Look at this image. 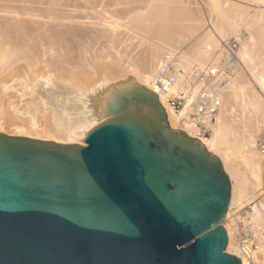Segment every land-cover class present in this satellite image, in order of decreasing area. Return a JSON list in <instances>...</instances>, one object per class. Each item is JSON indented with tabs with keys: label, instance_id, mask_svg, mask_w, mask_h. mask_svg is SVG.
Returning <instances> with one entry per match:
<instances>
[{
	"label": "water",
	"instance_id": "obj_1",
	"mask_svg": "<svg viewBox=\"0 0 264 264\" xmlns=\"http://www.w3.org/2000/svg\"><path fill=\"white\" fill-rule=\"evenodd\" d=\"M99 111L83 146L0 133V264H241L219 159L132 79Z\"/></svg>",
	"mask_w": 264,
	"mask_h": 264
},
{
	"label": "bare ground",
	"instance_id": "obj_2",
	"mask_svg": "<svg viewBox=\"0 0 264 264\" xmlns=\"http://www.w3.org/2000/svg\"><path fill=\"white\" fill-rule=\"evenodd\" d=\"M8 1L0 4V133L9 136L83 146L102 122L99 96L109 86L132 79L152 92L165 55L178 51L184 68L203 66L220 60L222 42L238 41L241 66L223 92L209 138L183 130L185 111L158 102L171 130L197 139L228 176L226 251L231 211L245 204L244 223L258 237L264 264V173L254 148L264 126V0H113L114 10L87 22L68 10L67 0H47L42 12L36 0Z\"/></svg>",
	"mask_w": 264,
	"mask_h": 264
},
{
	"label": "built area",
	"instance_id": "obj_3",
	"mask_svg": "<svg viewBox=\"0 0 264 264\" xmlns=\"http://www.w3.org/2000/svg\"><path fill=\"white\" fill-rule=\"evenodd\" d=\"M238 51V41L231 39L221 43L219 61L186 68L180 64L178 51L164 56L149 86L158 101H162L169 110L177 114L185 111L180 119L183 130L196 132L202 139L210 137L215 118L222 108L223 92L241 66ZM175 86L178 88L173 92ZM254 145L264 173V126ZM262 193L264 197V188ZM234 252L248 264H260L257 256L258 237L250 231V226L238 233L235 244L229 252L226 251L232 256Z\"/></svg>",
	"mask_w": 264,
	"mask_h": 264
},
{
	"label": "rangeland",
	"instance_id": "obj_4",
	"mask_svg": "<svg viewBox=\"0 0 264 264\" xmlns=\"http://www.w3.org/2000/svg\"><path fill=\"white\" fill-rule=\"evenodd\" d=\"M8 1V0H5ZM19 1L22 0H10V2L12 4H16L19 5ZM39 4V9L41 10L40 12H42L45 9V4L47 3V0H36ZM74 1V0H73ZM90 1V4H89ZM76 0V3L74 1V3H70V1L67 0L68 4H72L71 6L74 7L76 6L77 8H68V10H75V12L79 13L77 15H80L81 17H85L86 19H84L86 22L87 17H93V16H97L95 13L97 12H104V11H112L115 9V6L112 4L113 0ZM4 2V0H0V4H4L2 3ZM9 1L6 3H10ZM72 2V1H71ZM88 2V3H87ZM113 6V7H112ZM42 7V8H40ZM118 6H116V9ZM67 10V9H66ZM42 14V13H41ZM43 16L46 15V13L43 12L42 14ZM94 18V17H93ZM141 43V42H140ZM138 46L142 47V44H139ZM63 74V73H61ZM65 74V73H64ZM80 77V75H78ZM82 76V75H81ZM77 77V76H76ZM82 78V77H81ZM263 190V189H262ZM243 206V207H242ZM248 210V207L245 204H242L241 206H235L233 208V210L231 211V218L228 222V225L230 226V229L232 231L233 234V238H232V242H231V248L232 245L235 244V237H237L238 233L243 230L244 227L248 226L244 223V218H245V212ZM230 251V250H229Z\"/></svg>",
	"mask_w": 264,
	"mask_h": 264
}]
</instances>
